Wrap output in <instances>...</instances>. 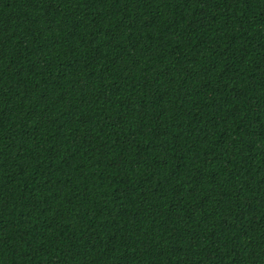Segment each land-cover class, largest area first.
Instances as JSON below:
<instances>
[{
  "label": "trees",
  "instance_id": "trees-1",
  "mask_svg": "<svg viewBox=\"0 0 264 264\" xmlns=\"http://www.w3.org/2000/svg\"><path fill=\"white\" fill-rule=\"evenodd\" d=\"M0 264H264V0H0Z\"/></svg>",
  "mask_w": 264,
  "mask_h": 264
}]
</instances>
